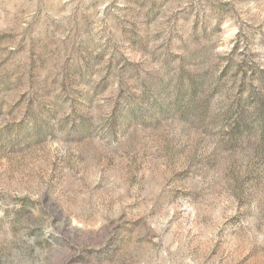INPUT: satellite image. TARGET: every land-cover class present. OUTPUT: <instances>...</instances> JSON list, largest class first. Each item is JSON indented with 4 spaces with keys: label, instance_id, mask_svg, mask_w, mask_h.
Instances as JSON below:
<instances>
[{
    "label": "rangeland",
    "instance_id": "obj_1",
    "mask_svg": "<svg viewBox=\"0 0 264 264\" xmlns=\"http://www.w3.org/2000/svg\"><path fill=\"white\" fill-rule=\"evenodd\" d=\"M0 264H264V0H0Z\"/></svg>",
    "mask_w": 264,
    "mask_h": 264
}]
</instances>
